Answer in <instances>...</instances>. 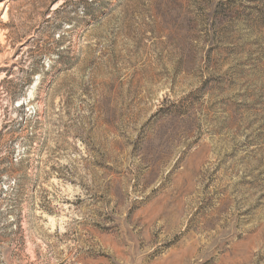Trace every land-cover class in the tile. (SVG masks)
Returning <instances> with one entry per match:
<instances>
[{"label":"rangeland","instance_id":"1","mask_svg":"<svg viewBox=\"0 0 264 264\" xmlns=\"http://www.w3.org/2000/svg\"><path fill=\"white\" fill-rule=\"evenodd\" d=\"M0 264H264V0H0Z\"/></svg>","mask_w":264,"mask_h":264}]
</instances>
